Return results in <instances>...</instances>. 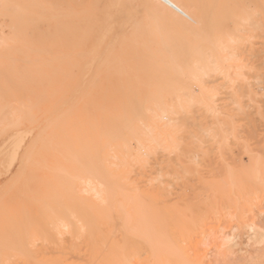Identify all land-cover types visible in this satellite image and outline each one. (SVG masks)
<instances>
[{"label":"bare ground","instance_id":"obj_1","mask_svg":"<svg viewBox=\"0 0 264 264\" xmlns=\"http://www.w3.org/2000/svg\"><path fill=\"white\" fill-rule=\"evenodd\" d=\"M255 1L136 0V7L161 30L157 31L161 45H164L161 47L166 52L163 58L166 70L164 84L169 88L173 85L166 96L153 91L142 95L132 83L113 90L110 86H85L84 82L90 79L96 82L111 80L110 69L100 66L97 71L105 76H90L97 68L94 64L100 58V52L96 53L93 49L82 53L76 48L66 24H62L59 31L63 36H57L56 42L52 38L53 59L59 66L78 69L81 79L76 81L74 77H63L59 90L61 101H51L48 98L51 93L43 98H33L30 102L28 100L29 103L17 100L21 109L31 108L34 116L44 112L48 116L46 124L38 129L33 140H39L41 144L33 164L21 176H18V169L11 180L9 189H17L15 194L8 196L9 189L0 194L1 200L7 197L15 201L0 208V264H139L141 260L142 264L194 263L185 253V245L181 244L194 234L197 223L203 218L198 216L196 220L182 223L180 214L160 206L161 186L148 185L141 178L134 182L130 177L131 168L143 169L145 154L155 156L152 151L157 153L173 147L171 142L164 141L153 130L158 121L173 113L174 106L181 109L182 97L188 101L205 102L206 110H209L208 104L214 97L211 91L207 93L209 102L191 95L193 85L201 91L200 83L204 78L221 75L228 82L231 99L241 96V88L251 94L249 88L233 86L234 78L224 69V63L228 61L224 53L233 49L235 32L224 34L223 31L226 24L231 25V30L241 24L240 12L232 14L227 8L247 10L255 5ZM21 3L16 16L15 36L26 34L29 17H26L25 11L31 8L28 3ZM7 8L11 10L10 6ZM108 11L117 12L118 5H107L95 17L93 31L101 44H118L125 48L126 37H121L114 27L113 15ZM183 13L192 18L191 23L185 21ZM44 19L47 21V18ZM65 43L70 45L71 51H67ZM139 44L138 48L144 51L143 44ZM73 54H82L83 57L78 59ZM7 80L1 88L4 92L1 95L15 97L16 91L24 87L15 83L9 74ZM161 82L158 81L157 86ZM1 113L0 107V139L7 138L14 130V124L27 116L17 111L13 120H7ZM138 121H145L147 125H137ZM142 127H147V130ZM168 128L174 132L173 127ZM32 131L33 127H30L20 133L21 140ZM133 140L139 150L131 149ZM108 157L115 160L107 164ZM13 163L11 155L10 164ZM43 168H47L48 172L40 177ZM28 172H34L35 176H28ZM28 186L31 188L28 189ZM128 190L132 191L131 196ZM114 203L127 205L128 211H131L128 217L134 222V228L129 224H122L119 229L115 227L110 214L119 212L120 208ZM159 212L161 217H169L178 227L161 232L148 231L145 220L149 216H157ZM198 244L193 243L195 247Z\"/></svg>","mask_w":264,"mask_h":264},{"label":"rangeland","instance_id":"obj_2","mask_svg":"<svg viewBox=\"0 0 264 264\" xmlns=\"http://www.w3.org/2000/svg\"><path fill=\"white\" fill-rule=\"evenodd\" d=\"M20 2L28 3L31 8L25 11L26 17H29L26 34L15 36L18 6H22L19 5ZM135 2L136 0H0L1 114L7 120H13L17 111L23 116L27 115L14 124V130L10 131L7 138L0 139V194L4 189H9L11 180L19 169V164L15 161L10 164L11 153L24 141L32 143L38 129L46 124L48 116L45 112L34 116L31 108L21 109L17 100L29 103L33 98H43L51 93L48 97L51 101H61L62 93L59 90L63 77H74L76 81L81 79L78 69L59 66L53 59L51 42L53 39L56 42L57 36H63L59 31L62 30V24H66L74 37L76 48L82 53L93 49L96 53L100 52V58L94 64L97 68L90 76H105L97 71L100 66L110 69L111 80L96 82L90 79L84 82L85 86H110L113 90L118 86L133 84L142 95L153 91L166 96L172 91L173 85L169 88L164 84L166 70L163 58L166 52L161 47L164 45H161L162 40L157 31H161L160 27L143 14ZM107 5H118L117 12L108 13L113 15L114 27L121 37H126L125 48L118 44H101L93 31L95 17ZM132 5L135 8L132 7L131 10ZM9 6L11 10L7 8ZM12 7L17 9L14 8V11ZM227 9L232 14L240 12L241 24L235 30H231L230 24L224 27V34L235 32L233 49L224 53L228 60L224 63V69L234 78L233 86L249 88L251 94L241 88V96L231 99L228 82L219 74L204 78L200 83L203 84L201 91L193 85L191 95L195 99L199 97L209 102L207 93L211 91L214 94L213 100L208 104L213 111L206 110L205 102L188 101L182 97L183 111L176 109L179 113V127L174 123L177 116L172 113L158 121L153 130L164 141L171 142L173 147L157 153L152 151L155 156H149L146 166L143 169L134 166L130 174L134 182L141 178L148 185L159 184L163 189L160 206L180 214L182 223L196 220L198 216L203 218L197 223L194 234L181 244L185 245V253L194 261L193 264H249L252 259L259 264L261 253L264 252V246L260 243V216L264 212V0H256L255 5L247 10L233 7ZM205 40L207 38L203 39ZM139 43L143 44L144 51L138 48ZM95 45L97 47H93ZM98 45L106 47L103 49ZM65 48L71 51L67 43ZM73 57L81 59L83 55L73 54ZM8 74L15 83L24 87L16 91L15 97L1 95V88L8 81ZM158 81L162 82L157 86ZM233 100H236L235 103ZM143 123L146 124L145 121H138L137 125ZM30 127H33V131L27 132L21 140L20 133ZM168 127H173L174 132ZM142 128L147 130V127ZM177 143L181 149L179 153L173 151ZM131 149L139 150L135 140L131 142ZM114 160L115 158L108 157L106 163ZM47 172V168H43L39 176L43 177ZM27 175L35 176V173L28 172ZM207 186L210 188L207 189ZM29 188L31 187L28 186ZM16 190L9 189L7 195L15 194ZM128 194L131 196L132 191L128 190ZM13 202L12 198L0 199V208ZM114 204L120 208L119 212L110 214L115 227L119 229L120 225L129 224L134 228V222L128 217L131 211H128L127 205ZM230 217H235V220ZM145 221V228L150 232L178 227L169 217H161L160 212L157 216H149ZM253 224L255 231L251 227ZM225 240L229 243L225 244ZM195 241L199 242L198 247L193 245ZM139 262L142 264L143 261Z\"/></svg>","mask_w":264,"mask_h":264},{"label":"snow or ice","instance_id":"obj_3","mask_svg":"<svg viewBox=\"0 0 264 264\" xmlns=\"http://www.w3.org/2000/svg\"><path fill=\"white\" fill-rule=\"evenodd\" d=\"M183 18L185 21L191 23L192 18L187 15V13H183ZM203 87V84L201 85ZM181 111H183V105H181ZM209 111H213V109H209ZM173 114L177 116V119L174 121V123L179 127L180 120H179V113H177L175 106L173 107ZM179 140V138H177ZM41 150V144L39 140H35L32 143H29L28 141H24L21 144H18L17 147L12 152V157L15 163H18L20 165L18 176H21L25 173L26 169L33 164L34 156L38 151ZM180 146L179 143H177L176 147L173 149L175 153L180 152ZM221 155H223V146H221ZM150 159V157L145 154L144 160H145V166L147 164V161ZM262 207H264V203H262ZM231 219L235 220V217H230ZM261 221V233H262V246H264V212L261 213L260 216ZM252 230L255 231V224L252 226ZM235 231V230H233ZM229 241L225 240V244H228ZM262 258L259 261V264H264V252L261 253ZM249 264H256V261H250Z\"/></svg>","mask_w":264,"mask_h":264}]
</instances>
